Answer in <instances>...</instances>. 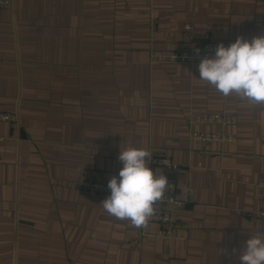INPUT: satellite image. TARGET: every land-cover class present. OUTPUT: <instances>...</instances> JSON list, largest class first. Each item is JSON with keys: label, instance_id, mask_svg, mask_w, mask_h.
I'll return each instance as SVG.
<instances>
[{"label": "crops", "instance_id": "0c3cea01", "mask_svg": "<svg viewBox=\"0 0 264 264\" xmlns=\"http://www.w3.org/2000/svg\"><path fill=\"white\" fill-rule=\"evenodd\" d=\"M190 27L189 31L185 26ZM208 33L234 42L264 35V0H10L0 8V264H238L264 232V103L223 95L198 65L152 63ZM211 56V55H210ZM225 114L235 125H195ZM193 132L231 137L206 148ZM146 148L175 175L177 234L107 213L78 191L81 171L108 181L119 148ZM156 174L164 171L152 168Z\"/></svg>", "mask_w": 264, "mask_h": 264}, {"label": "clouds", "instance_id": "9594fccd", "mask_svg": "<svg viewBox=\"0 0 264 264\" xmlns=\"http://www.w3.org/2000/svg\"><path fill=\"white\" fill-rule=\"evenodd\" d=\"M197 70V80L206 81L225 96L235 93L253 103H264V35L250 40L238 36L227 46L217 44L211 56L200 59ZM151 158L146 148H119L122 167L107 181L109 195L100 203L107 213L137 227L153 215L154 204L163 199L170 185L166 175H157L152 169ZM236 253L238 264H264V232L249 230Z\"/></svg>", "mask_w": 264, "mask_h": 264}, {"label": "built area", "instance_id": "2783aa9c", "mask_svg": "<svg viewBox=\"0 0 264 264\" xmlns=\"http://www.w3.org/2000/svg\"><path fill=\"white\" fill-rule=\"evenodd\" d=\"M9 4L10 0H0L1 9H7ZM185 30L189 31L190 27L186 25ZM200 41L201 44L199 46H193L190 44L175 50L154 51L150 55V60L152 63H182L188 65H198L202 57L210 56L214 53V49L217 44L223 43L227 46L231 43L213 41L208 33H205L200 38ZM14 120L15 116L13 114L0 111V122L12 123ZM193 122L195 125H218L225 127L235 125L236 118L225 114H200L195 117ZM191 139L198 143L201 148H206L208 145L215 142H228L232 140L231 137L204 132H193L191 134ZM3 142L4 138L0 137V144ZM165 161H167V164L164 163ZM150 166L152 168H161L164 171L168 178L170 187L166 189L163 199L154 204V213L147 220V222L156 224V235L158 238L171 240L174 239L177 234V227L173 212L184 207V203L175 198L177 187L173 177L188 169L179 165L175 161L160 155H152ZM255 187L258 199L264 201V180L258 179ZM75 188L78 191L87 192L95 196L100 195L107 197L109 195L107 181L90 179L87 177V171L85 170L81 171L80 177L75 182ZM254 217L258 221L264 223V209H258L255 212Z\"/></svg>", "mask_w": 264, "mask_h": 264}]
</instances>
